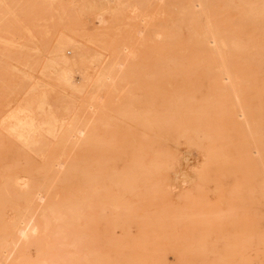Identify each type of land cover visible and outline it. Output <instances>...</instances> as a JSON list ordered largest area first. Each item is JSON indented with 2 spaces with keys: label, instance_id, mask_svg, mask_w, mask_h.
I'll list each match as a JSON object with an SVG mask.
<instances>
[{
  "label": "rangeland",
  "instance_id": "obj_1",
  "mask_svg": "<svg viewBox=\"0 0 264 264\" xmlns=\"http://www.w3.org/2000/svg\"><path fill=\"white\" fill-rule=\"evenodd\" d=\"M183 1L98 0L123 3L124 14L123 27L101 39L106 23L92 17L87 0H39L24 27L0 32V240L7 241L0 264H264V0H206L202 20L184 12L192 0ZM210 25L223 47L200 45L197 34ZM18 110L41 128L29 146L3 130L4 117ZM89 128L97 139L86 137ZM133 144L140 162H149V145L158 158L139 179L138 206L121 211L110 203L123 192L107 182L129 173L121 151L132 155ZM12 179L31 188L29 200H10ZM72 186L90 197L97 190V201L74 221L66 244L53 247L55 225L26 237L52 207L71 210ZM165 213L176 242L153 225Z\"/></svg>",
  "mask_w": 264,
  "mask_h": 264
},
{
  "label": "bare ground",
  "instance_id": "obj_2",
  "mask_svg": "<svg viewBox=\"0 0 264 264\" xmlns=\"http://www.w3.org/2000/svg\"><path fill=\"white\" fill-rule=\"evenodd\" d=\"M181 1V0H180ZM183 1V0H182ZM226 1V0H225ZM231 1V0H230ZM229 0L226 1V2H230ZM245 1V0H243ZM262 1V0H261ZM260 1V2H261ZM37 2H39V0H0V32H3L4 34H8L9 31L14 28L15 24L17 23H20L23 25V21L25 17H23L24 13L26 12L27 13V9L29 11H32L33 7H34V4H36ZM43 2H46V0H43ZM85 2V1H84ZM87 2H89L88 4V8H89V12L91 13H95L94 10H97V13L95 16H92V17H96L97 19H99L100 23L101 24H104L106 23V25H102L104 28H102V33L101 35H98V36H101L100 38L102 39V35L104 36V34L108 35L110 34V32L113 30H120L122 26L121 22H120V19L122 17V10H121V7L123 5L120 4V5H116L114 7H111L110 5H105L104 3H99L98 0H87ZM211 2V1H210ZM215 2V1H214ZM218 2V1H216ZM234 1H231L229 3V5H234L233 4ZM240 2V1H239ZM83 3V2H82ZM126 2H124V5H125ZM128 3V2H127ZM182 3V2H181ZM183 3H185V0L183 1ZM251 3V2H250ZM216 4V3H215ZM226 4L228 3H225V6ZM240 4H242L240 2ZM239 4V5H240ZM252 4V3H251ZM263 4V2H262ZM33 7L31 8L30 6ZM84 5V4H83ZM128 5V4H126ZM125 5V6H126ZM181 6V5H180ZM211 6V5H210ZM247 6H251V5H248L247 3ZM264 6V4H263ZM196 7H198V9H196ZM235 7V6H234ZM233 7V8H234ZM31 10H30V9ZM126 7H124V10ZM139 8V6H138ZM188 10H184V12H187L189 11L188 14L191 15V17L195 16V15H198V18H199V15H202L204 14L205 16H207L208 12H209V7H208V3L206 2V0H192L191 3H189V5L187 6ZM226 8V7H225ZM49 9V8H48ZM87 9V7H86ZM181 9V8H180ZM185 9V8H184ZM236 9V8H235ZM245 9V8H244ZM247 9V8H246ZM257 9V8H256ZM255 9V10H256ZM47 10V9H46ZM80 10V9H78ZM82 10V9H81ZM218 10V9H217ZM84 11V10H82ZM246 11V10H245ZM248 11V10H247ZM180 12V11H179ZM182 12V11H181ZM182 13L181 15L184 14L187 15L186 17L184 16H181V17H184V18H187L188 17V14H185V13ZM216 12V11H215ZM250 12V11H249ZM258 12V11H256ZM251 14H253L252 12H250ZM249 13V15L251 16V14ZM262 13V12H261ZM260 13V14H261ZM259 14V13H257ZM264 14V12L262 13ZM144 15V14H143ZM193 15V16H192ZM210 15V14H209ZM126 16V15H125ZM215 16V15H214ZM249 16V18H250ZM263 16V15H261ZM129 17V16H128ZM135 17V16H134ZM163 17V16H162ZM190 17V16H189ZM188 17V18H189ZM241 17V16H240ZM247 17V16H246ZM257 17V16H256ZM260 17V16H259ZM27 18V17H26ZM132 18V16L130 17ZM136 18V17H135ZM135 18H132V19H135ZM147 18V17H146ZM207 19L210 18V17H206ZM217 18V17H216ZM245 18V17H244ZM254 18V17H253ZM253 18H250V20L252 21ZM46 19V18H45ZM93 19V18H92ZM136 19H139V18H136ZM149 19V18H148ZM191 19H195V18H191ZM201 19V18H199ZM238 19V18H237ZM242 19V18H241ZM262 19V18H261ZM131 20V19H129ZM144 19L140 20V22L142 21L143 22ZM180 20V19H179ZM202 20V19H201ZM200 20V21H201ZM209 20V19H208ZM207 20V21H208ZM217 20V19H216ZM133 21V20H132ZM135 21V20H134ZM137 21V20H136ZM145 21V20H144ZM211 21V19L209 20ZM208 21V22H209ZM247 21H248V18H247ZM78 22V20H77ZM92 22V21H91ZM94 22V21H93ZM171 22V21H170ZM215 22V21H213ZM218 22V21H217ZM245 22V21H244ZM139 22H137L138 24ZM173 23V22H172ZM195 23H197L195 21ZM200 22H198L197 24H199ZM207 23V22H206ZM216 23V22H215ZM237 23V22H236ZM257 23V22H256ZM90 24V23H88ZM176 24V23H175ZM208 24V23H207ZM211 24V23H210ZM129 25V24H128ZM140 25H142L140 23ZM140 25L139 28H140ZM145 25V24H144ZM215 25V24H214ZM126 26V25H125ZM182 28H183V25H181ZM207 26V25H206ZM24 27V25H23ZM45 27V26H44ZM84 27V26H83ZM129 27V26H126V28ZM172 27V26H170ZM146 28V27H144ZM96 29V28H95ZM94 29V30H95ZM101 29V28H100ZM142 30V28H140ZM178 29H179V26H178ZM199 29V28H198ZM219 29V28H217ZM93 30V31H94ZM97 30V29H96ZM98 31V30H97ZM91 33V32H90ZM94 33V32H93ZM99 33V32H98ZM121 34V33H120ZM149 34V33H148ZM92 34H90L91 36ZM200 35V45H207V43H209L210 41H212V43L216 44L219 48L220 47H223L224 46V37H220L219 33L216 31V28H214V26L210 25L208 26L207 30L200 33V34H197V36ZM96 36V34L94 35ZM116 36V35H115ZM97 37V36H96ZM106 37V36H105ZM95 38V37H93ZM98 39L96 40V42H98L99 40V37H97ZM104 39V38H103ZM115 39V38H113ZM67 42H70L72 44L74 43H77L79 41H77V39H74V38H71L70 39H66ZM231 40V39H230ZM230 40H228L227 42L229 44H231ZM103 42V41H102ZM105 42V41H104ZM103 44L105 46V44ZM114 41H110V40H107L105 43H111V45L113 44ZM153 42V40H152ZM237 42V41H236ZM239 43V42H238ZM100 44V45H101ZM235 44V42L233 41L232 45ZM98 45V44H97ZM142 45V44H141ZM239 45H241L239 43ZM109 47V46H108ZM208 47V46H207ZM234 47V46H233ZM236 48V47H235ZM233 48V49H235ZM241 48V47H240ZM245 48V46H244ZM237 49H239L237 47ZM116 50V49H115ZM183 51V50H182ZM114 53V52H113ZM130 53V52H129ZM168 53V52H167ZM77 54V51L76 53ZM99 56V54H97ZM96 55V56H97ZM130 55V54H129ZM101 56V55H100ZM64 59H63V64H66L68 65L70 60L66 54L63 55ZM118 57V56H117ZM79 58H87V57H79ZM95 60H98V59H95ZM114 61V60H113ZM95 62V61H94ZM111 63H113L112 61L110 62L109 65H111ZM168 63V62H167ZM107 65L106 66V69H105V74H107L108 76L107 77H111L112 74H113V67L112 66H109ZM109 66V67H108ZM107 68H109L110 70H107ZM116 69V68H114ZM107 70V71H106ZM118 70V68H117ZM119 72V71H118ZM149 77V76H148ZM226 79H232L231 76L227 75L225 76ZM124 79V78H123ZM70 81V79H69ZM115 82V81H114ZM101 83V81L99 82ZM98 83V85H100ZM232 83V82H231ZM230 83V85H232ZM70 84V83H69ZM116 84V83H115ZM72 85V84H70ZM114 85V84H113ZM133 85V84H132ZM175 85V84H174ZM114 87V86H113ZM119 90V89H118ZM195 97V96H194ZM150 108V107H149ZM143 110V109H142ZM169 111V110H168ZM151 112V111H150ZM147 115V113H145ZM153 115V113H151ZM151 114H149L148 116L146 117H152L150 116ZM155 116V115H154ZM141 117V116H140ZM143 116V119L146 118ZM137 118V117H136ZM153 118V117H152ZM155 119V118H154ZM153 119V120H154ZM145 120V119H144ZM94 120H90V123H92ZM146 121V120H145ZM145 121H143V125L145 124ZM170 121V120H169ZM147 122V121H146ZM150 122V121H148ZM147 122V123H148ZM1 123V122H0ZM93 124V123H92ZM152 124V123H150ZM2 126H3V130L5 131V135L10 137V136H15L19 141H21V143L23 144V146H29L31 144H33L35 142V140L41 135V128L39 126V124L31 119L30 115L22 110H18L16 112H13V113H10L8 114L7 116L4 117L3 121H2ZM152 126V125H151ZM145 127V126H144ZM146 127H147V124H146ZM107 129V128H106ZM73 131V129L71 130V132ZM81 131V130H80ZM189 131V130H188ZM83 133V132H82ZM85 133V132H84ZM124 133V132H123ZM113 134H117L116 131L113 132ZM146 134V133H145ZM86 137L88 136L89 138H95L97 139V136L95 134V131L94 129L92 128H89L88 132L85 134ZM182 136V135H181ZM205 136V135H204ZM58 137V134L55 133L54 135H52L50 137V139H55ZM180 137V136H179ZM183 137V136H182ZM203 138V137H202ZM212 140V139H211ZM177 144V143H176ZM133 150H134V153L132 155H129L127 152H124L123 150L121 151V158H123V161L124 162H128V167H129V173H125L123 171H121L116 177L112 178L110 181H108L107 179L108 178H102L103 180H106L108 181L107 183H114L118 186H120L121 188V191L123 192L122 194H118V195H115L114 198L112 199L110 205L117 209V210H121V211H130L133 209L134 206H138L139 204V200L141 199V196H142V193H141V189H140V185H139V179L143 178L144 179H147L148 178V173L150 174L151 170H152V167L154 166V163H156V161H153L155 160L158 155V152L153 149L151 145H149V149L146 151V155L149 157V162L148 163H142L139 161V154H141V152L139 151V148L141 147H138L136 145H131ZM179 149V148H178ZM143 154V153H142ZM144 156V155H143ZM138 157V158H137ZM146 157V156H145ZM227 158V157H226ZM146 158H144L145 160ZM187 159V158H186ZM161 162V161H160ZM165 164V162H163ZM99 164V163H98ZM159 164V162H158ZM163 164V165H164ZM162 165V164H161ZM158 166V165H157ZM160 166V165H159ZM158 166V168H159ZM102 167V166H101ZM168 167V166H167ZM103 168V167H102ZM154 168V167H153ZM157 167H155L156 169ZM162 168V167H161ZM163 169V168H162ZM104 170V169H103ZM108 172V170H107ZM153 172V171H152ZM154 173V172H153ZM147 174V175H146ZM84 175V174H83ZM82 175V176H83ZM85 176V175H84ZM83 176V177H84ZM91 176V175H90ZM90 176H85V180L87 179H92ZM153 176V174H152ZM90 177V178H88ZM93 177V176H92ZM98 179V178H97ZM7 180V179H6ZM86 180V181H87ZM88 180V181H89ZM85 181V182H86ZM106 181H104L105 185H106ZM12 182V185L14 186L13 189L15 190V193L12 194L10 192V200L13 202V200L15 198H19V199H24V200H29L30 199V196H31V188H28L26 190H23L21 188L17 189L16 186H15V183H14V180L12 179L11 180ZM84 182V181H83ZM84 182V183H85ZM36 183V182H35ZM89 183H92L91 181H89ZM88 185V183H86ZM30 186V185H29ZM32 187V185L30 186ZM91 187V185H90ZM73 188V189H72ZM93 189V188H92ZM119 189V187H118ZM80 187L79 186H72L71 189H70V193H71V196H70V201L68 204L71 205V210H69V207L67 206L66 209H62L61 206L57 205L56 207H52L51 210L49 211L50 213H47L43 216V219H44V222H39V223H35V222H30L28 227H27V231L25 230L24 233H26V237L28 236L29 238V235H33L35 232V229L39 228L40 227V233L41 231L42 232H45L50 229V226H53L55 225L56 228H54V233L57 235L56 238H55V243L53 244V247H57V246H62L63 244H66L67 242V236L69 235L70 231H72L73 227H72V224L74 223H79V222H74V221H77V220H80V219H83L85 217V213L84 211L86 210V208L88 207H91L93 206L94 204H96V201H97V190H95L93 193H91V197L88 196L87 193H84V192H80ZM87 192V191H85ZM145 194V193H144ZM126 196H129L128 198H126ZM15 197V198H14ZM82 203V205H81ZM245 204V203H244ZM67 205V204H66ZM142 205V204H140ZM64 208V206H63ZM127 209V210H126ZM17 210H21V209H17ZM182 212V211H181ZM44 213V212H43ZM40 216L42 213H39ZM144 215V214H142ZM171 215V214H170ZM173 216V215H171ZM178 216H182V215H178ZM177 216V217H178ZM89 217V216H88ZM30 218V217H29ZM87 218V217H86ZM85 218V219H86ZM91 218V217H90ZM159 218V217H158ZM170 216L168 217V215L165 213L164 214V217L162 218L164 220V223H160V221L158 222H155L153 223V225L155 227H157V229L159 230H169L168 232V237L169 239H171V241L173 242H176L179 240L178 238V234L176 233V231H173V226L175 225H172V221L170 220ZM61 219H69V221L67 222H59L57 220H61ZM83 219V220H85ZM177 221V219H176ZM81 224V223H80ZM78 224V225H80ZM77 225V226H78ZM84 225V224H83ZM82 226V225H81ZM156 231V230H155ZM23 232V231H22ZM154 232V230H152V233ZM23 233V234H24ZM156 233V232H155ZM44 234V233H43ZM42 234V235H43ZM133 234V233H132ZM157 234V233H156ZM60 235V238L59 236ZM242 235V234H241ZM81 236V235H80ZM47 237V235H46ZM58 237V238H57ZM88 237V236H87ZM159 237V236H158ZM27 238V239H28ZM33 238V237H32ZM163 238V237H162ZM50 239V238H49ZM82 239V238H81ZM86 239V238H85ZM160 239V238H159ZM162 240V239H160ZM216 240V239H215ZM143 241H144V246L146 247L144 250V252H146L149 256H150V253L152 252L153 250V245H154V240H153V235L150 234H145V236L143 237ZM7 241H2L0 240V251L2 249V247L4 246V244L6 243ZM164 242V241H163ZM217 242V241H216ZM111 244V243H110ZM167 245V244H166ZM74 246V245H73ZM76 248V247H75ZM178 248V247H176ZM147 250V251H146ZM176 250V249H175ZM53 256V254L51 255ZM86 256V255H85ZM86 258V257H85ZM183 258V257H182ZM76 259V258H75ZM87 259V258H86ZM140 260V259H139ZM135 261L134 264H149V262L144 259V260H140V261ZM70 261V260H69ZM87 262V261H86ZM109 263V262H108ZM20 264V263H19ZM72 264H76V262L74 263L72 261ZM110 264V263H109Z\"/></svg>",
  "mask_w": 264,
  "mask_h": 264
}]
</instances>
